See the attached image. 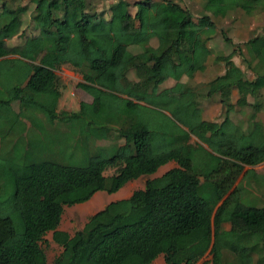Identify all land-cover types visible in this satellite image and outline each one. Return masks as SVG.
<instances>
[{
  "label": "trees",
  "instance_id": "16d2710c",
  "mask_svg": "<svg viewBox=\"0 0 264 264\" xmlns=\"http://www.w3.org/2000/svg\"><path fill=\"white\" fill-rule=\"evenodd\" d=\"M203 1L195 18L173 0H116L96 9L92 0H32L33 27L25 34L27 7L2 3L0 137L11 131L16 140L6 152L0 149L10 167L0 179V264H48L41 245L47 232L62 248L51 264H151L159 255L164 264H194L207 251L211 259L206 264H264V254L255 257L253 250L264 240V205L244 204L238 185L226 196L245 165L264 161V124L257 117L264 88V34L243 43L255 64L254 78H246L232 60L235 46L216 56L224 62V73L203 85L201 94L185 82L162 89L210 54L213 34L220 32L221 40L232 43L214 15L224 19L236 10L250 16L264 12V0ZM185 30L195 31L192 43H185ZM19 35L20 43L8 44ZM90 51L100 56L84 55ZM60 66L78 69V84L92 97L76 111L48 106L60 95L55 73ZM102 89L127 98L112 109L103 105ZM232 89L252 109L244 127L230 115L235 103L226 93ZM215 95L225 110L221 122L202 117L199 97ZM185 105L184 117H177L176 110ZM29 107L51 121H85L84 165L52 158L62 156L67 145L45 141L37 133L41 126L24 113ZM103 129L116 131L123 144L110 156L89 154L92 141L106 138ZM191 134L198 141L191 142ZM170 161L176 166L147 179L128 198L107 203L72 235L58 229L65 206L86 202L97 191L115 192ZM108 169L113 172L105 175ZM17 235L18 244L8 247Z\"/></svg>",
  "mask_w": 264,
  "mask_h": 264
},
{
  "label": "rangeland",
  "instance_id": "374dc122",
  "mask_svg": "<svg viewBox=\"0 0 264 264\" xmlns=\"http://www.w3.org/2000/svg\"><path fill=\"white\" fill-rule=\"evenodd\" d=\"M92 1L95 2V4L93 5L96 9V8H103V7L107 8L111 3H113L116 0H92ZM127 1H129L130 3H133L136 0H127ZM173 1L176 2L177 5L181 9H183L184 7L190 10L192 15L195 18L198 17L202 13V5L204 3L203 0H173ZM2 3H4L6 6L10 8H16L18 6H26L27 11H26L25 19L23 23V29H25V31H23V34H25V32L28 33L32 31L33 25L30 23V18L33 13V6H34L32 0H0V7ZM130 9H131V12L134 13L135 8L131 6ZM213 20L216 22L217 27H219V29L220 28L223 29L225 35L232 39V43L224 42L222 40L223 41L222 44L224 46H222L223 49L221 50H219L218 45H216V41H213V42L211 41L212 42L211 45L212 46L214 45L213 51L218 52L221 55H225L230 52V50L227 51V49L229 48L228 47L229 44L231 45L230 46L231 49L238 47V53H236L232 57V60L234 61V63H236L237 66L238 65L240 66L246 78L248 79L254 78V76L256 75L254 73L255 64L251 62V59H250L251 56L247 55V52H246L245 47L243 46V43L244 41H246L247 39L251 37H254L259 34H264V12L257 13V14L250 16V15H245L240 10H236V11L229 13V15H227V17L224 19L220 16L214 15ZM95 28H99V27L95 26ZM195 34L196 33L194 30H185L183 32V35L185 36V39H186L185 43L186 44L192 43L195 37ZM218 37L222 39L220 32L218 33ZM22 39L23 37L19 35V36H14L13 38L7 40V42L9 45H13V44L20 43ZM84 55L89 58H94V57H99L100 53L95 52V51H90V52L84 53ZM206 62H207V57L204 58L203 56H201L200 58H197L195 60L193 64L194 69L186 68L180 74V77L182 75H187V78L189 79L190 83L194 85V87L200 94L202 93L201 88L204 85L205 81L212 78L215 74H217L216 73L217 71L221 70V67H218L214 70V72L206 71V69L208 68ZM56 74L58 75V88L60 90V95L58 97L53 98L50 101L48 105L50 109H54L56 111H76L78 110L79 103L81 101L90 102L92 100L91 95L87 91H85L82 87H80L78 84L79 82L82 81V74L80 73L78 69H73L68 66H60L56 70ZM234 90L235 89L228 91L226 95H229L230 100L234 101L233 103H235V108L239 109V112L241 113V115L246 116L247 113H245V111H248V112L251 111L252 110L251 106H248L246 101H238L236 97L237 95L234 93ZM102 92H103V97H104L103 99L104 105L107 102L111 103V105L114 106L115 108L121 105L123 101V97L120 94H114V92L106 90V89H102ZM105 100H107V102ZM199 100H201L202 103H206V100H204V97L200 96ZM258 100L262 101V108L258 111L257 117L260 119H264V88H261V97L258 98ZM249 101H252V100L250 99ZM217 102L218 100H215L214 105L218 106L219 104ZM18 104L19 103L17 102L15 105L16 109L19 107ZM221 108L224 109V106H222ZM185 109H186V105L180 108L179 110H177L175 115L178 116L179 118H183ZM215 110L212 112V114H217ZM207 111L209 110L205 108V112ZM44 114L43 116L47 117V115L46 114L44 115ZM210 116H214V115H210ZM210 116L206 114V117H210ZM23 119H26L25 122L26 124L29 125V121L27 120V118L23 117ZM52 121L54 122V120ZM84 127H85V121H83L82 119H74L73 121H70L67 123L58 121L56 124H54L51 127L52 128L51 132L53 133V137H54V140L52 141V143L57 144L60 140L61 145H67V148L65 149L64 154L62 156L58 155V157L60 158H58L56 155H54L52 158L60 160V162H63L69 165H76V166L84 165L86 163L88 153H86L87 150L84 148H81L82 146L81 144H79L81 140L83 139L82 134L85 133ZM6 129L7 127H5V130ZM47 129H49V127ZM37 130L39 133L41 132L42 129L40 127V130L39 129ZM8 133H9V136H6L5 138L10 139L11 137L12 138L14 137L13 132L10 131ZM103 133L106 135V138L97 139L95 141H92L90 148H89V150L91 149V151H89V154H91V152L93 153L102 152L104 156H110L114 153L116 148L119 146L118 144L124 142L123 139L120 138L117 135V132L114 130L103 129ZM44 137L48 139V137H46L45 134L43 135V138ZM76 137H78L79 141H76ZM9 139L6 140V142H4L3 144V147H2L4 148L2 149L3 152H6V150L10 148V147L5 148L4 146H10L14 142L13 140L11 141V139L9 141ZM14 139H16V137H14ZM193 141H196V137L193 134H191V142ZM72 144L74 145L72 146ZM51 145L52 144H50V146ZM203 145L206 146V144H203ZM261 163H259L258 165H255L257 170H254L255 171L254 175L249 174L250 172H248L249 170H247V168L249 167L246 166L244 170H242L240 174L237 176L233 186L227 192L226 196L238 185L239 187H241L240 196L244 204H247V205L255 204L257 206L264 205V177L261 178L262 176H264V164H261ZM3 165L4 167L0 166V179L1 177L10 173V167L8 163L6 162ZM174 166H176V163L171 162L169 164H165L162 167L158 168V170L153 174L141 175L136 180H134L137 185L136 189L143 188L144 183L147 179L160 176L165 171H167L169 168L174 167ZM258 170L260 171V173L257 172ZM112 172H113V169H108L106 170V175H109ZM201 181H203V178H201ZM257 184L261 185L263 188L256 187L255 185ZM98 194L99 195L97 196H99L102 200H104L103 205H105L106 203L112 200L111 199L112 196H110L111 194L105 191H99ZM91 198L88 201L83 202V203L75 204L72 206H65L62 216H61L60 225L58 228L60 230L66 231L70 235H72L76 230L81 229L84 223L89 218V216L94 214L96 210H99V209H95V211L86 210V205H87L86 203H88L91 200ZM102 206L100 208H102ZM2 207H4V205ZM20 239H21V236L17 235L13 237L11 240H9L6 245L8 247H13L18 244ZM41 245L46 253L48 264H51L53 259L62 250V248L51 239V232L46 233V235L44 236V241L41 243ZM263 249H264V243H262L261 245L259 243L258 246L256 245L253 246V250L255 251H262ZM81 259H82V256H81ZM210 259H211V253L210 251H207L202 257L195 258L194 264H206L207 262L210 261ZM154 264H164V262L161 258H159Z\"/></svg>",
  "mask_w": 264,
  "mask_h": 264
},
{
  "label": "crops",
  "instance_id": "0c3cea01",
  "mask_svg": "<svg viewBox=\"0 0 264 264\" xmlns=\"http://www.w3.org/2000/svg\"><path fill=\"white\" fill-rule=\"evenodd\" d=\"M213 41H216V45H218V48H219V50H221V49H223L222 48V46H224L223 44H222V40L216 35V34H213L212 35V37L209 39V41H208V47H209V49H210V54L209 55H207V56H204V55H201V56H203L204 58L205 57H207V66H208V68L206 69V71H209V72H214V70L216 69V68H218V67H221V70H219V71H217L216 73L217 74H215L212 78H210V79H208L207 81H205V83H204V85L207 83V82H209L210 80H212L213 78H215L216 76H218V75H221V74H223L224 73V70H225V65H224V62L223 61H220V60H217L216 59V56L217 55H221L220 53H218V52H215V51H213V47H214V45L212 46L211 45V43ZM221 46V47H220ZM231 45L229 44V48L227 49V51H231L232 49H231V47H230ZM226 49V48H225ZM200 56V57H201ZM199 57V58H200ZM236 64V63H235ZM239 66V65H238ZM240 67V66H239ZM55 73H56V70H55ZM177 82H185V83H189V84H191L192 86H194L192 83H190V81H189V79L187 78V75H182L178 80H176L174 83H172V84H169L168 86H165V87H163L162 89L164 90V89H169V88H171V87H173ZM161 89V90H162ZM234 93L237 95V90H234ZM122 97H123V99L124 98H127V96L126 95H124V94H120ZM121 97V98H122ZM236 97H238V95L236 96ZM101 99H102V103H103V99H104V97H103V92H101ZM204 100H206V103H202V117L205 119V120H208V121H214V122H221L222 121V119H223V116H224V109H222L221 107H222V105H221V103L219 102V95H215V96H212V97H204ZM215 100H218V106H216V105H214V101ZM106 102H107V100H105ZM202 101H203V99H202ZM234 101H232V103H233ZM16 101H14L13 103H12V110L14 111V113L15 114H17L19 111H20V108L18 107L17 109L15 108V105H16ZM139 103H141V104H143V105H147L146 103H144V101H140ZM122 104V103H121ZM19 105V104H18ZM104 105V104H103ZM105 106H108V107H110V108H112V109H118L120 106H118V107H114V106H112L111 105V103H105ZM216 106V107H215ZM206 109H208L209 111H207V112H205V108ZM218 107V108H217ZM203 109H204V111H203ZM216 109V110H215ZM215 110V112H217V114H212V112ZM218 110V111H217ZM56 111V110H55ZM177 111V110H176ZM56 112H59V111H56ZM25 115H26V117H32L33 119H35L36 121H37V124H39L40 126H41V128H42V130H41V134H42V136L45 134V136L46 137H48V139H46L45 137H44V140L45 141H47V142H49V140L50 141H53L54 140V137H53V133L51 132L52 131V126L54 125V124H56L57 122H58V120H54V122L53 121H51V120H49L47 117H44L43 116V114H44V112L43 111H41V110H39V109H37V108H32V107H29L27 110H25ZM176 113V112H175ZM245 113H247V115L246 116H244V115H241V113L239 112V109H237V108H232L231 109V113H230V115H231V118H232V121H233V123H236V124H238V125H241V126H245L246 125V122H245V120L247 119V116L249 115V113H250V111L248 112V111H245ZM206 114H208L209 116L210 115H214V116H210V117H206ZM243 114V113H242ZM45 115V114H44ZM184 115H185V113H184ZM178 117V116H177ZM48 119V120H47ZM24 122H25V120L26 119H22ZM28 121H29V125L28 124H26V122H25V124L27 125V127L29 128V127H31V121H30V119H28ZM260 121L264 124V119H260ZM54 123V124H53ZM49 127V129H47ZM44 129V130H43ZM7 131V130H6ZM2 132L4 133V131L0 128V135H3L2 134ZM35 133V132H34ZM38 133V132H37ZM40 134V135H41ZM79 134H81V133H79ZM14 137H16V136H14ZM14 137L12 138H10L11 139V141L13 140V141H15L16 139H14ZM9 138H4V139H1V137H0V149L3 147V144H4V142H6V140H8ZM10 139H9V141H10ZM60 141V140H59ZM76 141H79V139H78V137H76ZM196 141H198V139L196 138ZM61 142V141H60ZM82 142H83V140H81V142L79 143V144H81L82 145ZM78 144V143H77ZM123 143H120V144H118V145H122ZM72 145H74V144H72ZM204 146V145H203ZM4 147H7V146H4ZM206 149H208L207 148V146H204ZM0 166L1 167H4V163H6V161L4 160V159H1L0 158ZM171 162H174V161H170V162H168L167 164H169V163H171ZM3 163V164H2ZM261 164H264V161H263V163H261ZM162 167V166H161ZM246 167V165L243 167V169L242 170H244V168ZM249 168H247V170H249L248 172H250V171H252V170H257L256 169V166H248ZM160 168V167H159ZM172 168V167H171ZM170 169V168H169ZM241 170V171H242ZM262 170V169H261ZM258 173H260V171L258 170L257 171ZM104 174L106 175V171L104 172ZM7 175H9V173L7 174ZM7 175H5V176H7ZM110 175V174H109ZM5 176H3V177H5ZM3 177H1V178H3ZM134 180H136V179H134ZM134 180H130V181H128V182H126L122 187H120L117 191H115V192H112V193H109V194H111L110 196H112L111 197V201H115V200H120V199H123V198H128L132 193H133V191L134 190H136V187H137V185H136V183H135V181ZM256 187H258L259 185H255ZM139 189V188H138ZM99 193V191H97V192H95V194L93 195V197L91 198V200L88 202V203H86L87 205H86V210H88V211H95V209H102L105 205H103L104 204V200H102L99 196H97V195H99L98 194ZM110 201V202H111ZM109 203V202H108ZM103 205V206H102ZM102 206V208H100ZM96 211H98V210H96ZM60 225V224H59ZM223 227L224 228H227V225H223ZM259 243H260V245L262 244V243H264V240L263 241H259L258 243H256V246H258L259 245ZM258 250V249H257ZM264 254V249L262 250V251H256V253L254 254V256H259V255H261V254ZM159 258H161L162 260H163V256L162 255H159L151 264H154ZM164 262V261H163Z\"/></svg>",
  "mask_w": 264,
  "mask_h": 264
},
{
  "label": "clouds",
  "instance_id": "9594fccd",
  "mask_svg": "<svg viewBox=\"0 0 264 264\" xmlns=\"http://www.w3.org/2000/svg\"><path fill=\"white\" fill-rule=\"evenodd\" d=\"M7 162V161H6ZM59 227V226H58ZM59 229V228H58ZM60 230V229H59Z\"/></svg>",
  "mask_w": 264,
  "mask_h": 264
}]
</instances>
